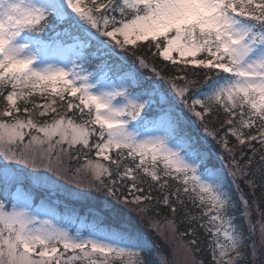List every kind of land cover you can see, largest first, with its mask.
Wrapping results in <instances>:
<instances>
[{
	"label": "snow or ice",
	"instance_id": "snow-or-ice-1",
	"mask_svg": "<svg viewBox=\"0 0 264 264\" xmlns=\"http://www.w3.org/2000/svg\"><path fill=\"white\" fill-rule=\"evenodd\" d=\"M262 200L264 0H0V264H264Z\"/></svg>",
	"mask_w": 264,
	"mask_h": 264
},
{
	"label": "rangeland",
	"instance_id": "rangeland-1",
	"mask_svg": "<svg viewBox=\"0 0 264 264\" xmlns=\"http://www.w3.org/2000/svg\"><path fill=\"white\" fill-rule=\"evenodd\" d=\"M186 111V110H185ZM194 119V118H193ZM198 123V122H197ZM214 123L209 122V127H214ZM189 131L192 132L193 135H197L199 137H203L204 133L201 131L196 132L192 128H189ZM208 143L211 145L212 142L209 140ZM227 163V161H225ZM84 191H88V189H83ZM96 196H98L100 199H104V196L102 193H96ZM37 203H40V199H37ZM44 203L48 204L51 203L52 206L55 207L57 213L61 216L69 217L66 221H63L64 225L67 227H74L81 222L84 225H89L93 223L94 217L90 214L89 209L91 207L88 203L78 202V201H67L65 200L61 195L59 194H52L48 200H45ZM167 215V213H164ZM79 217V220L76 221V223H73V219L75 217ZM253 219H257V217H253ZM150 239L152 240V247L153 250L159 249L162 253H168V248L163 245V243L159 240H157L154 236H151L149 234ZM202 239V236H201ZM201 256L205 259H207L206 252H202Z\"/></svg>",
	"mask_w": 264,
	"mask_h": 264
},
{
	"label": "trees",
	"instance_id": "trees-1",
	"mask_svg": "<svg viewBox=\"0 0 264 264\" xmlns=\"http://www.w3.org/2000/svg\"><path fill=\"white\" fill-rule=\"evenodd\" d=\"M150 60H151V62H153V63H156L158 66L161 64V62H162V58H159V57H157V58H155V59H152V58H150ZM257 196L259 197L260 196V193L259 192H257ZM262 204H264V200H262ZM203 234H201V236H202ZM203 239H205V237H203L202 236V240ZM206 258V257H205Z\"/></svg>",
	"mask_w": 264,
	"mask_h": 264
}]
</instances>
